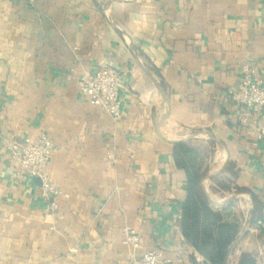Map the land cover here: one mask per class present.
<instances>
[{
    "label": "crops",
    "instance_id": "1",
    "mask_svg": "<svg viewBox=\"0 0 264 264\" xmlns=\"http://www.w3.org/2000/svg\"><path fill=\"white\" fill-rule=\"evenodd\" d=\"M246 63L264 84V0H0V264H128L124 226L166 264H208L180 227L178 142L239 224L227 264H264V139L223 97ZM104 67L123 76L117 121L78 84ZM42 134L68 195L55 210L38 178H14L8 147Z\"/></svg>",
    "mask_w": 264,
    "mask_h": 264
},
{
    "label": "built area",
    "instance_id": "2",
    "mask_svg": "<svg viewBox=\"0 0 264 264\" xmlns=\"http://www.w3.org/2000/svg\"><path fill=\"white\" fill-rule=\"evenodd\" d=\"M34 4L36 0H26ZM243 79L238 88H228L223 97L238 110L239 121L243 125L254 128L258 138L264 139V84L254 79L255 69L248 63L242 67ZM123 76L119 71L108 67L101 68L95 74H83L79 81L80 91L89 101L106 111L114 120L122 117V99L120 89ZM8 147L18 164L14 178L18 181L28 177L38 178L41 182V194L50 203L53 210L58 205L55 198L68 197L51 179L48 172L49 164L54 154L52 140L42 134L36 140L26 139L24 143L14 140L8 142ZM257 225L264 228V218L257 220ZM122 243L129 248L128 264H166L169 260L161 257L160 252L143 248V237L130 226H124Z\"/></svg>",
    "mask_w": 264,
    "mask_h": 264
},
{
    "label": "trees",
    "instance_id": "3",
    "mask_svg": "<svg viewBox=\"0 0 264 264\" xmlns=\"http://www.w3.org/2000/svg\"><path fill=\"white\" fill-rule=\"evenodd\" d=\"M173 156L187 177L181 231L208 264H227L230 249L239 234V224L227 221L222 212L213 209L202 192L199 151L186 142H178L174 144ZM238 264L257 263L250 254H243Z\"/></svg>",
    "mask_w": 264,
    "mask_h": 264
}]
</instances>
